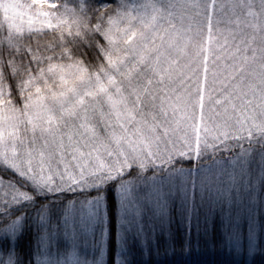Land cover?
<instances>
[{
  "label": "snow or ice",
  "instance_id": "snow-or-ice-1",
  "mask_svg": "<svg viewBox=\"0 0 264 264\" xmlns=\"http://www.w3.org/2000/svg\"><path fill=\"white\" fill-rule=\"evenodd\" d=\"M0 0V264L264 257V0Z\"/></svg>",
  "mask_w": 264,
  "mask_h": 264
},
{
  "label": "trees",
  "instance_id": "trees-1",
  "mask_svg": "<svg viewBox=\"0 0 264 264\" xmlns=\"http://www.w3.org/2000/svg\"><path fill=\"white\" fill-rule=\"evenodd\" d=\"M0 20L2 18L0 17ZM193 251L191 254H181L177 252L176 255L163 254V249H161V254L159 257L154 256V259L161 261V264H229L230 257L226 252L220 250L219 248L213 250L212 248L205 247L203 243L199 249L195 247V233H193ZM256 264H264V257L257 255Z\"/></svg>",
  "mask_w": 264,
  "mask_h": 264
},
{
  "label": "rangeland",
  "instance_id": "rangeland-1",
  "mask_svg": "<svg viewBox=\"0 0 264 264\" xmlns=\"http://www.w3.org/2000/svg\"><path fill=\"white\" fill-rule=\"evenodd\" d=\"M2 10L7 15H9L10 18H14V16H15L14 4L11 2V0H6Z\"/></svg>",
  "mask_w": 264,
  "mask_h": 264
}]
</instances>
